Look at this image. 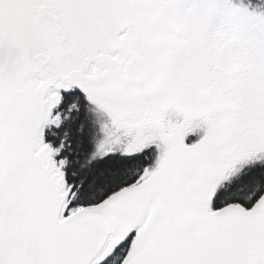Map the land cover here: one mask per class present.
I'll return each instance as SVG.
<instances>
[{
	"label": "snow or ice",
	"instance_id": "6c2138e0",
	"mask_svg": "<svg viewBox=\"0 0 264 264\" xmlns=\"http://www.w3.org/2000/svg\"><path fill=\"white\" fill-rule=\"evenodd\" d=\"M0 264H264V0H0Z\"/></svg>",
	"mask_w": 264,
	"mask_h": 264
}]
</instances>
